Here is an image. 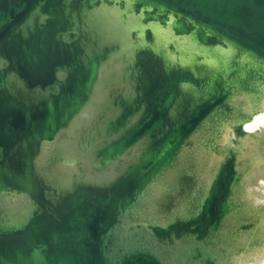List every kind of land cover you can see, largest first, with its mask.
Segmentation results:
<instances>
[{"label": "bare ground", "instance_id": "6f19581e", "mask_svg": "<svg viewBox=\"0 0 264 264\" xmlns=\"http://www.w3.org/2000/svg\"><path fill=\"white\" fill-rule=\"evenodd\" d=\"M73 6L75 13L86 8L78 2ZM31 19V24H43L53 34L55 13L35 11ZM59 20L63 27L69 24L63 13ZM190 27L146 1L102 0L93 5L79 19L76 30L69 27L57 40L86 52L88 42L101 50L117 49L99 62L90 100L58 130L52 143L25 154L18 145L15 154L29 178L48 191L44 199L63 208L72 196L100 191L125 176L158 139L151 134L130 149L115 148L146 111L145 96L139 90L144 88L140 72L136 67L132 71L136 55L154 62L155 73L187 75L174 80L169 121L207 104L214 95V83L224 81L226 109L212 110L177 148L174 160L140 190L117 237L124 239L133 230L131 237L138 234V242L153 250L162 264H261L264 64L219 39L211 43L207 36L206 43L194 29L184 31ZM8 69L6 52L0 46V74L5 80L4 84L0 81V90L25 106L45 97L29 93ZM59 76L64 78L65 73ZM103 152L108 164L99 161ZM190 162L203 187L195 199L179 188ZM38 208L28 194L0 190V235L23 232L39 217ZM193 213L190 221L184 220Z\"/></svg>", "mask_w": 264, "mask_h": 264}, {"label": "water", "instance_id": "95a60500", "mask_svg": "<svg viewBox=\"0 0 264 264\" xmlns=\"http://www.w3.org/2000/svg\"><path fill=\"white\" fill-rule=\"evenodd\" d=\"M137 1L159 5L178 20L188 22L191 27L184 31L194 29L206 43L211 36V43L219 39L264 64V0ZM77 2L85 5V10L75 13L73 4ZM100 2L0 0V46L9 61L8 72L29 93L45 95L25 106L0 90V190L28 194L35 207H39V217L23 232L0 235V264H162L153 250L138 242V234L131 237L133 230L124 239L117 237V231L121 230L140 190L146 189L174 160L177 148L190 133L216 107L226 109L223 104L227 89L220 80L214 83V95L207 104L177 121L167 120L174 99V80L187 75H163L161 70L155 73L154 62L136 55L132 71L136 67L140 72L144 88L139 90L145 96L142 106L146 111L115 148L130 149L151 134L158 138L155 144L140 163L110 186L74 195L63 208L47 202L44 195L48 191L29 178L15 151L18 145L25 154L38 150L43 143H52L58 130L90 100L99 62L117 47L101 50L88 42L86 52L78 45H67L57 39L69 27L76 30L84 13ZM35 11L55 13L57 24L53 34L43 24H31ZM61 13L69 22L65 27L60 24ZM59 73H65V77L61 78ZM0 81L5 83L3 74ZM108 159L103 152L99 161L108 164ZM193 217L194 213L184 220ZM116 237L120 240L116 241Z\"/></svg>", "mask_w": 264, "mask_h": 264}, {"label": "rangeland", "instance_id": "374dc122", "mask_svg": "<svg viewBox=\"0 0 264 264\" xmlns=\"http://www.w3.org/2000/svg\"><path fill=\"white\" fill-rule=\"evenodd\" d=\"M194 173V163L190 162L188 164V168L184 173H182L180 181L179 179H177L180 184V190L187 192L192 199H195V197L199 196L203 188L202 184L198 183V181L196 180V175H194ZM174 208L178 209V206L175 204Z\"/></svg>", "mask_w": 264, "mask_h": 264}, {"label": "clouds", "instance_id": "9594fccd", "mask_svg": "<svg viewBox=\"0 0 264 264\" xmlns=\"http://www.w3.org/2000/svg\"><path fill=\"white\" fill-rule=\"evenodd\" d=\"M261 264H264V261H262Z\"/></svg>", "mask_w": 264, "mask_h": 264}]
</instances>
